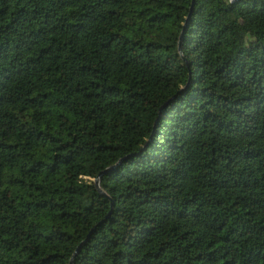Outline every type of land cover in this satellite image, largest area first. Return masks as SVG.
<instances>
[{
    "label": "trees",
    "instance_id": "trees-1",
    "mask_svg": "<svg viewBox=\"0 0 264 264\" xmlns=\"http://www.w3.org/2000/svg\"><path fill=\"white\" fill-rule=\"evenodd\" d=\"M190 1L0 0V264H264V0Z\"/></svg>",
    "mask_w": 264,
    "mask_h": 264
},
{
    "label": "water",
    "instance_id": "water-1",
    "mask_svg": "<svg viewBox=\"0 0 264 264\" xmlns=\"http://www.w3.org/2000/svg\"><path fill=\"white\" fill-rule=\"evenodd\" d=\"M230 1H232V0H230ZM193 3H194V0H191V1H190L189 8H188L189 11L191 10V8H192V6H193ZM182 33H183V31L180 33V35H179V39H180ZM178 51H179V50H178ZM97 184H98V183H97V180H94V187H95V189L100 193ZM100 195H102V194H100ZM81 245H82V243H81L79 246H81ZM79 246H78V247L75 249V251L73 252L72 257H73L75 254H77V251L79 250ZM68 264H71V259L68 261Z\"/></svg>",
    "mask_w": 264,
    "mask_h": 264
}]
</instances>
